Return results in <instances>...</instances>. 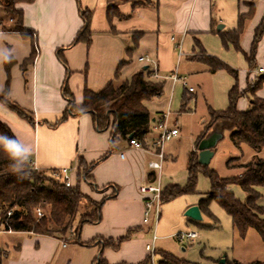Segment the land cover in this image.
<instances>
[{"label":"crops","instance_id":"0c3cea01","mask_svg":"<svg viewBox=\"0 0 264 264\" xmlns=\"http://www.w3.org/2000/svg\"><path fill=\"white\" fill-rule=\"evenodd\" d=\"M240 1L251 0H238V13L239 10H247L245 6H239ZM253 2L254 15L246 23V26L252 23L251 29L244 38V28L240 51L230 43H223L219 32L224 31L225 25L219 23L221 20L217 19L216 5L212 0H141L137 5L129 0H32L17 4L23 11L24 27L34 32V35L28 38L21 33L0 31V93L6 87L4 56L9 54L16 61L10 69L9 99L29 111L34 122L3 103H0V120L11 128L27 159L39 170L50 172L74 166L79 157H83L88 164L98 161L90 175L94 183L104 187V190H96L89 183L88 186L87 182H84L86 190H82L81 185L80 188L96 201L104 197L108 199L103 204L101 220L84 224L79 232V240H76L75 235H69L70 239L67 240L29 232H4L26 236L4 242V247H0L3 264H95L100 254L109 264H136L147 256L144 229L148 224L143 220L144 194L140 188L152 181L148 162L154 156L121 140L111 156L100 160L110 150L111 132L98 131L90 113L72 115L62 123L53 125L68 106L62 91L67 69L58 58V50H62L67 61L70 70L67 84L76 103L83 100L86 87L99 92L110 83L119 85L144 66L149 68L151 78L164 82V92L160 97L144 101L153 124L143 143L150 146L158 135L156 122L165 113L172 115L167 109L170 87L177 83L183 84L178 114L188 110L181 109L184 93L189 101L195 96L196 88L188 86L186 71L189 74L205 71L215 79H220L219 86L227 100L216 107L207 103V109L211 106L216 111L228 107V93L234 85L244 90L248 82L264 74L258 72L260 67L264 68V36L258 45L254 66L249 64L245 56L250 53L254 30L264 16V0ZM111 4L122 18L109 16ZM80 7L91 11L89 44L73 43L83 26ZM136 36L137 44L134 43ZM177 44H180L181 50ZM34 45L37 57L33 63L26 64ZM238 55L245 60L242 61ZM141 56L151 57L152 63L139 61ZM203 56L216 57L237 70V79L225 69L210 71L209 66L200 60ZM232 58L240 61V67ZM121 62L123 65L120 67ZM197 64L203 67L198 68ZM175 72L180 78L178 81L172 78ZM167 80L169 84L166 88ZM256 95L264 98V85ZM238 108L242 111L247 109L246 104L240 105V101ZM192 151H197L199 155L196 145ZM73 178L75 184V172ZM114 186H118L119 191L112 198ZM234 186L237 185L231 186V190L235 193ZM208 191L202 192V195ZM258 191L261 193L258 205L264 207V187H258ZM198 202L190 206L198 205ZM135 229L139 232L124 241L118 250L101 245V238L117 239ZM92 240L95 243L87 244ZM254 261L264 262L259 259Z\"/></svg>","mask_w":264,"mask_h":264},{"label":"trees","instance_id":"16d2710c","mask_svg":"<svg viewBox=\"0 0 264 264\" xmlns=\"http://www.w3.org/2000/svg\"><path fill=\"white\" fill-rule=\"evenodd\" d=\"M32 0H0V31L21 33L26 37H32L34 32L27 30L23 24V11L17 7L20 2H30ZM134 4H139L141 0H129ZM143 1V0H142ZM239 6H245L247 10H239L237 26L234 29L219 32L225 45L232 44L238 51L241 50L240 38L246 23L255 12V4L251 1H240ZM113 5L109 6V16H123L113 10ZM83 26L78 31L73 43L91 41L90 21L91 11L80 7ZM12 20V22H10ZM264 36V16L254 30L252 46L249 54H245L251 66H254L258 45ZM138 37H134L137 44ZM58 50V58L67 69V76L63 84V94L68 100V106L62 117L53 125H58L72 115L90 113L93 118L94 126L98 131L111 132L110 150L102 156L103 160L115 149L121 140L131 143L138 140L143 143L145 136L150 132L152 116L144 106V101L160 97L164 92V82L151 79L149 68L140 69L131 78L124 80L119 85L110 83L99 92H94L89 88L84 89L83 100L76 103L71 92L67 77L70 73L64 55ZM37 57V49L34 45L30 57L26 64L33 63ZM210 71L225 69L236 79L237 70L222 62L216 57L203 56ZM15 59L11 55L4 56V66L7 72L6 87L0 94V103L7 105L10 109L17 112L20 116L27 118L32 123V114L18 106L9 99L10 69L15 64ZM123 62L119 64L121 67ZM118 76V74H117ZM264 85V74L257 77L252 88L240 90L234 85L228 93V107L222 111H216L208 107L209 122L202 129L196 140V147L203 140L215 125L225 133L230 132L232 144L241 149L243 144L249 146L254 153L251 160L240 163V158L235 157L229 160L232 166L239 162L238 167L241 172L235 176L222 177L210 165H202L199 162L197 151L189 154L187 163V181L184 185L168 184L164 186L162 193V203L172 200L180 195L194 194L197 192L199 175L202 174L210 181V189L203 194L198 202L201 212L211 215L209 206L212 202H217L232 218L233 229L241 236L245 237L250 228H255L264 241V207L258 205L261 193L258 187H264V158L259 153L264 148V98L255 97V93ZM247 96L249 107L246 110L238 108L239 100ZM189 98L184 93L181 109L186 111ZM130 135L132 137L130 138ZM6 141H14L19 147L18 155H12L5 150ZM99 160V161H100ZM98 161L88 164L83 157L77 159L76 183L67 187L59 181L53 174L46 170H35L32 168L27 155L20 145L17 137L11 128L0 120V226L11 227L16 232H29L37 235H47L57 238L70 239L68 236L75 235L79 240V232L84 224L95 223L102 218V207L108 199L104 197L100 201L92 200L84 194L80 188L82 180L88 182L94 189L102 191L94 183L91 171ZM239 186L245 193L244 199H240L231 190V186ZM114 191L110 197H115L119 191L118 186H114ZM90 200L92 206L89 210L81 212L82 201ZM43 211L42 217H37L36 209ZM11 215H8L9 211ZM210 227V226H209ZM139 230H129L126 235L117 239L101 238V245L104 248L118 250L122 243L132 238ZM95 240L87 242L93 244ZM158 264H202L188 261L175 256L166 251H160ZM0 264H3L0 260ZM95 264H109L100 256ZM127 264V263H120ZM136 264H152L151 256ZM210 264H221L220 260H214ZM224 264H243L242 262L226 258ZM250 264H264L262 261H254Z\"/></svg>","mask_w":264,"mask_h":264},{"label":"rangeland","instance_id":"374dc122","mask_svg":"<svg viewBox=\"0 0 264 264\" xmlns=\"http://www.w3.org/2000/svg\"><path fill=\"white\" fill-rule=\"evenodd\" d=\"M212 2H215L216 5L217 19L221 20L219 23L225 25L224 30L236 27L238 0H212ZM251 24L245 26L244 38L248 35ZM218 39L220 40L219 36ZM238 57L241 58L240 55ZM241 60H245L244 57ZM232 61H235L239 66L238 62L240 61L237 58H232ZM197 66L198 68L203 67L201 64H197ZM238 69L240 70V68ZM186 73L188 86L195 87L196 92L195 96L188 102L187 112L178 114L177 111H179L184 91L183 84L177 83L170 87L167 109L172 112V115L168 117L167 122L170 127H175L174 125L179 127L180 132L178 136L167 141L164 145V152L169 157L166 156L167 160L164 163V185L173 181L180 185L186 183L189 154L195 147L197 135L210 120L207 103L216 107L227 100L226 94L219 86L220 79H215L205 71L194 72V74H189L186 71ZM151 79L155 80L154 78ZM256 80L257 77L248 82L247 88H252ZM241 82H243V79H241ZM168 84L167 80L166 88ZM255 97H258L256 93ZM239 101L240 105L246 104V108H248L249 100L247 96L242 97ZM152 124L153 122L151 126ZM112 153L109 155L111 156ZM252 156L253 152L246 144H243L241 149L236 148L230 140V132L226 131L223 139L218 142L214 149L210 167L215 169L222 177L235 176L241 172V168L238 167L239 162L232 166V164H229V160L239 157L240 161L245 162L251 160ZM259 156L264 158V148ZM84 182L86 181L82 180L80 182L82 190L87 189ZM209 188V179L204 175H200L197 184L198 193L180 195L161 203L160 218L155 232L157 239L154 244L156 249L153 255L154 264H158L160 260V251L170 252L177 257L202 264H210L212 259L221 260L223 257L229 260L236 259L243 264H250L257 259L264 260V241L257 230L252 227L247 231L245 237H241L233 229L231 216L217 202L214 201L209 206L211 215L203 212L201 220H193L185 215L190 204L198 202L203 196L202 192L209 190ZM234 188L236 196L243 199L244 193L241 189L237 186H234ZM100 189H103V187H100ZM90 198L95 200L92 197ZM90 206H92L90 200H83L81 212L89 210ZM186 232H196L198 236L192 240L185 239L181 241L178 236ZM25 236L24 234L1 233L0 247H4L5 241L12 242ZM152 237L153 230L152 223H150L144 229L146 244L151 242ZM1 252L3 251H0V255Z\"/></svg>","mask_w":264,"mask_h":264},{"label":"built area","instance_id":"2783aa9c","mask_svg":"<svg viewBox=\"0 0 264 264\" xmlns=\"http://www.w3.org/2000/svg\"><path fill=\"white\" fill-rule=\"evenodd\" d=\"M12 22V20H10ZM177 47L179 50H181L180 44H177ZM139 61L144 63H152V58L148 56H141L139 58ZM259 73H264V68L260 67L258 69ZM172 78L174 81L180 80L178 77V74L175 72L172 75ZM184 84L186 82L183 80ZM192 91L193 88H190ZM169 113L163 114V116L156 122L155 129L158 131L157 137L154 139L153 143L149 145H144V143L138 141V140H132L131 144L135 147L141 148L151 155L154 156L153 159H151L148 162V167L152 171V181L149 183L143 184L140 188L141 192L144 194V223L150 224L152 223V230H153V237L150 243H147L145 248L148 254L152 257L151 263L154 264V258L153 255L155 253V241L157 239L156 237V227L157 223L160 218V206L162 203V193L164 189L163 184V169H164V163L166 160V154L164 152V145L167 141L173 139L179 134V129L177 127H170L168 125L167 119ZM123 156V154H121ZM31 166L35 170H39L33 162H31ZM77 171V163L74 166L69 167H62L58 168L56 171H52V174L61 182H63L67 187H70L74 184L73 182V174ZM12 211L10 210L8 212V215H11ZM37 217L43 216V211L41 209H36ZM8 232L12 233L15 232L11 227H5V224H1L0 226V234ZM196 232H186L180 234L178 237L181 241L185 239H195L197 237ZM64 246L66 244L64 243Z\"/></svg>","mask_w":264,"mask_h":264},{"label":"water","instance_id":"95a60500","mask_svg":"<svg viewBox=\"0 0 264 264\" xmlns=\"http://www.w3.org/2000/svg\"><path fill=\"white\" fill-rule=\"evenodd\" d=\"M143 69H147V66H144ZM132 135H130V138ZM224 137V133L222 130H220L218 125H215L212 130L207 134V136L201 140V142L198 145L199 150V162L202 165H208L210 163L211 158L214 155L213 148L216 147L217 143L222 140ZM185 215L193 220H201L202 219V212L198 205L190 206L186 212ZM226 261V258L223 257L220 260L221 264H224Z\"/></svg>","mask_w":264,"mask_h":264},{"label":"clouds","instance_id":"9594fccd","mask_svg":"<svg viewBox=\"0 0 264 264\" xmlns=\"http://www.w3.org/2000/svg\"><path fill=\"white\" fill-rule=\"evenodd\" d=\"M5 150L9 151L12 155H18L20 152L19 147L15 144L14 141H6Z\"/></svg>","mask_w":264,"mask_h":264}]
</instances>
